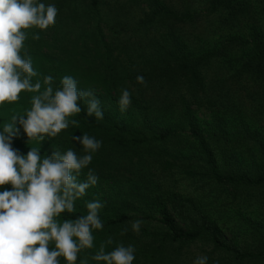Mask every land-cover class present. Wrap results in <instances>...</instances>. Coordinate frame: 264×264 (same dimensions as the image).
Returning a JSON list of instances; mask_svg holds the SVG:
<instances>
[{
    "label": "rangeland",
    "instance_id": "374dc122",
    "mask_svg": "<svg viewBox=\"0 0 264 264\" xmlns=\"http://www.w3.org/2000/svg\"><path fill=\"white\" fill-rule=\"evenodd\" d=\"M204 3L205 0H186L182 6L195 11L199 16L185 26L179 24L173 27V35L189 49L194 59L205 53L222 50V53L210 57L208 63L202 68L203 75H205L202 89L197 90L195 88L193 90L186 81L164 84L158 80L154 84L142 87L146 88L142 91H140L142 88L139 89L140 87H136L133 83L129 87L131 96L137 97L138 100H142L139 97V92L142 93L140 96L144 100L141 101L142 103L139 101L140 105L155 100V110L170 118L172 124H178L174 130L179 133L180 138L165 144H156L154 148L149 145H146L147 148L144 147L145 145H136L132 150L124 149L125 151H121L118 147L109 148L111 143L106 141L105 145L103 144V148L106 147L105 155L107 156L104 161L106 163L103 166L104 170L99 171V166L96 164L101 157L100 147L93 154V159L89 165L98 176V183L90 187L83 198L76 201L75 211L86 214L85 203L93 200L92 198L98 197L105 200L109 195L119 190L124 191V194L121 193V198H124L126 197L125 192L129 191L132 184H143L149 174L147 172L148 165H150L149 159L155 154V152L150 154L151 151L164 152L169 156H174L178 151L185 156V159L182 158L180 163L170 159V157L169 160L180 167L179 171L189 168L197 172L201 178L185 180L182 176L175 175L170 180L177 192L184 197L197 198L198 202L206 208L210 218L216 223L221 235L230 244L252 252L258 244V238L261 234L264 235V186L238 187L233 190L212 182L208 178L207 170L200 168L201 162L198 161L197 152L191 145L193 140L189 136L188 126L180 120V114L183 112H189L188 114L193 116L213 150L214 158L221 169H223L224 156H226L225 160L232 164L227 169L238 167L252 177L264 172V88L262 84L254 81L249 75L239 73L243 65L242 57L245 56L248 49L234 46V44L230 48L229 45H224L229 35L243 34L246 36L251 21L248 17H239L238 21L233 22L225 18L226 13L223 12L206 14ZM181 37L184 41L181 40ZM42 42L47 43L45 37L41 38L40 43ZM161 44L165 45L166 48L168 47L164 38ZM32 47L27 45L22 53L26 52L32 59L33 68L38 73L36 77L32 78V82L39 81L41 83V92L45 87L44 77L48 75L54 77V89L60 87L56 84L58 81L56 75L62 76V78L71 76L78 84L83 81L84 84L90 86L93 84L98 86L102 80V75L98 74L97 71L95 74L92 70L95 65L96 70L99 68L96 60L95 65L91 66V70L88 72L85 69L87 68L85 62L78 57L62 55L60 50L57 51L51 46L44 47L39 51H32ZM139 47V45L131 47L127 55L119 53V51L114 53V56L116 55L121 64L125 66L126 75L137 74L138 76L141 68H144L149 60L156 61L160 58V52L154 51L151 55L149 50L144 51ZM168 48L172 50L170 47ZM57 71H60V74H56ZM62 71L64 74H61ZM96 91L101 92L99 87ZM196 91L197 100L193 99L192 96ZM35 94L22 92L17 102L0 105V131H2L5 123L12 122L13 116L26 114V110L31 108L30 101ZM213 114L220 117L222 125L216 126L212 117ZM69 119L77 120L78 125H70L68 129L62 131L55 138L46 136L40 142L29 141L17 122L15 127L20 130L13 138L12 147L22 155H26L30 148L38 149L42 157L51 156L55 151L64 153L69 149L77 152L78 155H83L84 152L80 143L73 140V137L87 134L98 139V134L102 131L97 124L80 120L77 114ZM120 126H125L126 131L117 133V137L122 136L127 142L135 136L129 134L135 132L131 123L125 121ZM106 135L108 137L114 136L112 131ZM108 153L110 154L107 155ZM129 158H132L133 162L141 160L145 165L141 164L140 168L134 166V170L129 168V172L133 173L130 174L124 168L130 164ZM95 164L96 166H94ZM117 164L120 165L118 168L115 167ZM114 168L117 170H113ZM87 171L88 169L82 171L79 176L80 181L86 179ZM151 172L155 182H158L160 176L158 167L152 169ZM117 184H122L123 188ZM107 207L110 214L116 210L115 207ZM133 208L119 210L133 216L134 220L125 222L123 225L94 230V247L81 251L77 264H81L82 261H87V264H97L92 257L99 251L101 244H105V251L110 252L121 243L125 246H134L135 260L133 264H194L196 258L200 256L208 257L207 264L228 262L221 254L212 253L211 247L203 239L182 247L178 244H165L162 250L149 249L151 244L154 248L160 245L168 230L161 223L162 217L156 207L143 208L140 210L144 212L143 214L138 213L139 211ZM135 208H140V206L137 205ZM109 211L106 212L107 216ZM143 216H150V219L144 220ZM59 219L63 221L61 217ZM136 220L142 221L138 233L134 232L131 227L132 222ZM109 239L112 240V244H106ZM59 259L60 264H65L63 258Z\"/></svg>",
    "mask_w": 264,
    "mask_h": 264
},
{
    "label": "trees",
    "instance_id": "16d2710c",
    "mask_svg": "<svg viewBox=\"0 0 264 264\" xmlns=\"http://www.w3.org/2000/svg\"><path fill=\"white\" fill-rule=\"evenodd\" d=\"M37 2L56 6L58 12L55 24L46 31L35 27L24 30L27 33L25 48L31 45L33 46L32 51H39L51 46L57 51L60 50L62 55L78 57L85 62V67H87L85 69L88 72L91 66L95 65V60L98 61L99 68L96 70L95 65L92 70L95 74L97 71L102 75L101 82L98 86L95 84L90 86L82 81L78 84V88L81 91L88 89L93 91L101 102L103 119L97 120L94 116H87V106L83 100L80 101L82 111L77 115L83 122L97 124L102 131L97 139L102 142L101 157L96 162L99 171L104 170L103 166L106 165L104 163L107 157L106 147L103 148L106 141L111 143L109 148L118 147L121 151H125L132 150L136 145H145V148L149 145L154 148L156 144H165L180 138L179 133L174 130L178 124H172L170 118L155 110V100L140 105L144 99L140 96L142 93L139 92L142 100L131 96L130 106L126 111L121 112L118 99L121 90H129L131 83L141 89L154 84L157 80L164 84L186 81L191 89H202V83L205 80L202 68L208 63L210 57L222 53V50L205 53L194 59L189 49L175 38L173 35L175 25L185 26L199 16L195 11L182 6L186 0H37ZM204 5L206 14L223 12L226 13L225 18L233 22L238 21L239 17H248L251 21L246 36L243 34L229 35L224 45H229L230 48L234 44V46L248 49L242 57L243 65L239 73L249 75L264 88V0H205ZM35 33H39L38 40L32 38ZM43 37L48 44L40 43ZM163 38L172 50L161 44ZM181 40L184 41L182 37ZM135 45H139V49L144 51L149 50L151 55L154 51L160 52L158 60H149L144 68L140 67L142 70L138 75L144 77L146 85L137 82V74L126 75L125 66L121 64L116 55L114 56L116 51L129 54L131 47ZM62 73L64 74V71ZM56 74H60V71ZM56 77L58 79L56 84L60 86L62 76L56 75ZM97 87L100 88V93L96 91ZM143 89L146 88L140 91ZM192 96L197 100V91ZM188 113L180 114V120L188 126L189 136L193 140L191 145L194 146L198 161L201 162L200 168L207 170L208 178L212 182L233 190L238 187L264 186V172L252 177L238 167L227 169L232 164L225 160L226 156H224L223 169H221L198 124ZM212 117L216 126L222 125V120L218 115L213 114ZM125 121L131 123L135 129V132L129 134L138 138L131 137L126 142L122 136H116L117 133L126 131L125 126H120ZM110 131L114 136L106 135ZM154 152L155 154L149 159L150 165L147 169L149 174L146 181L143 184H132L129 191L125 192L126 197L121 198V193L124 194V191L119 190L105 200L98 197L92 198L104 205L101 209L103 212H99L103 228L123 225L125 222L134 220L133 216L121 212L124 209L134 207L133 209L138 210V213L143 214L144 212L140 211L143 208L156 207L162 217L161 223L167 228L168 233L161 240L160 245L154 248L151 244L149 249L162 250L165 244H178L182 247L203 239L211 247L212 253L221 254L226 258L228 262L224 261L222 264H264V235L261 234L258 238V244L252 252L230 244L221 235L216 223L197 198L182 196L172 185L170 178L172 179L175 175L182 176L185 180L201 178L197 172L189 168L179 171L180 167L169 160L170 157L180 163L185 156L178 151L174 156L154 150L150 154ZM131 159H128L130 164L124 166L130 174L133 173L129 172V168L134 170V166L140 168L141 164L145 165L141 160L133 162ZM119 166L117 164L115 167ZM155 167L159 169L158 182H155L152 177L151 171ZM117 186L123 188L122 184H117ZM5 188L10 190L11 186L5 185L0 188V191ZM137 205L140 208H135ZM107 206L115 207L116 210L110 214ZM107 211H109L108 216ZM81 215L85 214L74 211L73 213H62L60 217L65 220L75 219ZM143 219L148 220L150 216H143Z\"/></svg>",
    "mask_w": 264,
    "mask_h": 264
},
{
    "label": "clouds",
    "instance_id": "9594fccd",
    "mask_svg": "<svg viewBox=\"0 0 264 264\" xmlns=\"http://www.w3.org/2000/svg\"><path fill=\"white\" fill-rule=\"evenodd\" d=\"M57 12L54 4L37 0H0V105L17 102L22 92L36 93L26 114L13 116L12 122L5 123L0 131V188L11 186L10 190L0 191V264H60L59 258L65 264H77L81 251L94 247V230L103 229L99 212L104 205L99 200L85 203V215L59 219L62 213H73L76 201L98 183L89 165L101 141L87 134L73 137L80 143L83 155L69 149L42 157L36 148L22 155L12 147L20 130L15 127L17 122L29 141L39 142L46 136L55 138L70 125H78L77 120L69 118L81 113L82 100L87 116L103 119L100 100L90 89L79 90L73 77L64 76L60 87L54 89V77L45 76L42 92L41 83L32 82L38 73L31 57L22 53L27 38L24 30L35 27L46 31L55 24ZM32 38L38 40L39 33ZM136 79L146 85L143 76ZM130 104V91L122 89L120 111H126ZM84 169H88L87 176L80 181ZM141 223L133 221L132 230L138 233ZM106 244H112V240ZM134 253L132 245L121 243L106 252L105 244H101L92 259L97 264H133ZM207 260V256H200L194 264H207Z\"/></svg>",
    "mask_w": 264,
    "mask_h": 264
}]
</instances>
